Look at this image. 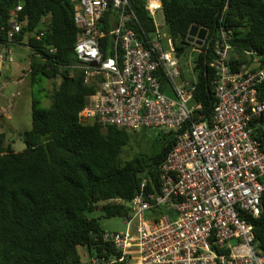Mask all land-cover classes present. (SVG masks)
<instances>
[{
  "label": "trees",
  "instance_id": "1",
  "mask_svg": "<svg viewBox=\"0 0 264 264\" xmlns=\"http://www.w3.org/2000/svg\"><path fill=\"white\" fill-rule=\"evenodd\" d=\"M149 1L128 0L138 22L128 26L141 40L155 33L147 13ZM160 3L181 79L193 87L198 108L191 120L209 122L216 103L215 72L210 63L223 33L230 31L235 71L242 65L264 69V0ZM75 6L73 0H0V45H23L31 50V85L59 80L45 95L51 100L49 107L32 94L31 125L21 134L23 150L15 151L0 133V264H90L92 259H98V264H126L119 262L120 253L114 246L103 240L107 231L100 218L125 220L134 197L158 193L161 165L176 143L172 133L158 132L163 144L153 155L125 159L122 153L131 140L130 131L102 127L95 120L79 121V112L97 93L101 78L84 83L83 71L77 68L74 46L81 30L74 22ZM109 17H115L111 9L100 20L102 31H110ZM12 21L25 25L10 39ZM192 26L207 33L201 45L196 38L188 41ZM112 49V38L104 37V56ZM187 63L192 66L193 80L189 81L185 78ZM160 81L165 88V78ZM257 89L259 99L264 100V82ZM251 127L264 152V112ZM262 203L264 207V194ZM95 211L100 218L91 216ZM248 220L253 243L264 255V210Z\"/></svg>",
  "mask_w": 264,
  "mask_h": 264
},
{
  "label": "built area",
  "instance_id": "2",
  "mask_svg": "<svg viewBox=\"0 0 264 264\" xmlns=\"http://www.w3.org/2000/svg\"><path fill=\"white\" fill-rule=\"evenodd\" d=\"M73 1L74 22L81 30L74 46L77 68L84 83L101 78L79 121L130 132L172 133L176 142L160 168V191L134 197L127 206L126 230L105 232L103 240L126 264H264L248 220L264 210V152L251 127L264 112L257 89L264 69L242 65L235 71L230 31L223 33L210 63L216 98L212 117L192 121L198 108L193 87L181 79L160 0L147 6L155 26L149 40H141L128 26L138 23L128 0ZM110 9L115 17H109L111 29L105 32L99 23ZM24 25L12 21L9 38ZM106 36L113 49L104 56L101 40ZM11 53L10 46L4 47L1 65L12 62Z\"/></svg>",
  "mask_w": 264,
  "mask_h": 264
},
{
  "label": "rangeland",
  "instance_id": "3",
  "mask_svg": "<svg viewBox=\"0 0 264 264\" xmlns=\"http://www.w3.org/2000/svg\"><path fill=\"white\" fill-rule=\"evenodd\" d=\"M11 50L12 53L9 56L12 62H3L0 71V133L6 135L7 141L11 143L15 151H21L25 148L21 134L31 125L32 94L41 98L43 106L49 107L51 100L45 95H49L57 82L56 80H43L42 83L31 85L29 73L31 50L23 45L12 46ZM3 54L4 47L0 45V55ZM186 72V80H193L190 63H187ZM43 89L44 91H41ZM130 134L131 140L122 153L125 159L133 155L151 156L163 144L158 131L152 129H143ZM91 216L100 218V212L95 211ZM100 225L107 232L126 230L123 217L100 218Z\"/></svg>",
  "mask_w": 264,
  "mask_h": 264
},
{
  "label": "water",
  "instance_id": "4",
  "mask_svg": "<svg viewBox=\"0 0 264 264\" xmlns=\"http://www.w3.org/2000/svg\"><path fill=\"white\" fill-rule=\"evenodd\" d=\"M206 31L203 29H198L196 26H192L188 33V41L192 42L196 38L198 45H201L206 38Z\"/></svg>",
  "mask_w": 264,
  "mask_h": 264
},
{
  "label": "crops",
  "instance_id": "5",
  "mask_svg": "<svg viewBox=\"0 0 264 264\" xmlns=\"http://www.w3.org/2000/svg\"><path fill=\"white\" fill-rule=\"evenodd\" d=\"M1 67H2V65L0 64V71H1ZM56 82H57V84H59V80H57Z\"/></svg>",
  "mask_w": 264,
  "mask_h": 264
}]
</instances>
